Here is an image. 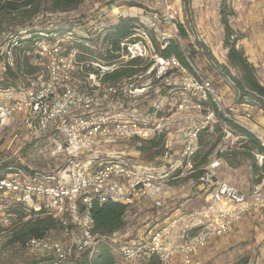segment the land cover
<instances>
[{
	"label": "rangeland",
	"instance_id": "374dc122",
	"mask_svg": "<svg viewBox=\"0 0 264 264\" xmlns=\"http://www.w3.org/2000/svg\"><path fill=\"white\" fill-rule=\"evenodd\" d=\"M189 1L191 10L188 13L185 11L187 4L184 0H85L69 12L42 13L33 21L34 27L30 28L46 33L61 30L71 33L63 36L57 33L45 38L43 44L48 49L47 55L54 56L52 60H56L57 64L52 62L47 66L48 63L42 60L43 56L40 54L42 43H38L31 55L32 74L21 75L19 80L7 74L6 64L12 63L14 58L7 46H0V166L9 167L0 171V178L20 172L21 177H37L49 182L51 178L57 179L73 163L82 165L92 161L94 169L114 158L123 157L132 163L135 160L156 169H168L180 159L178 155L173 157V152L166 147L171 138L169 134L176 136L178 130L183 134L187 130L202 126L208 112H213V104L184 90V81L193 75L162 65V59L153 56L151 41L147 35L142 33L143 43L130 47L129 53L131 57L143 55L150 61L155 60L158 72L156 77L146 79L140 86L136 85L139 89L133 90L129 83H122L115 86L113 89L116 93H112L110 87L102 86L95 75H90L87 79L81 76V80L74 83L71 81L75 75L73 73L81 67H91L95 72L111 69L100 62L91 65V61H84L78 66L76 60L79 61L82 56L77 44L81 43L92 49L94 55L90 58L103 54L106 49L105 36L119 23L121 17L134 18L137 23L153 32L160 44L176 39L188 51L189 46L195 45L197 41L204 42L208 44L214 58L220 64L227 65V49L223 45L225 32L220 17V8L224 1L229 10L236 13L229 17L235 35L244 46L249 43L253 47L255 56L246 55L245 51L244 53L248 59L254 61L257 78L264 86V28L261 23L264 10L261 0ZM154 15H158V21L153 27L151 20ZM240 16L241 19L237 21ZM238 23L243 24L244 31L236 27ZM178 24H182L187 30V39L178 36ZM5 36V33L0 35V43ZM22 36L29 37L25 33ZM238 46L242 48L239 43ZM66 50H71L70 56L61 58ZM198 52L192 64L196 77L200 76L209 81L218 92H227L226 102L222 107L227 117L222 111L219 112L257 138L259 132L255 125L259 122V115L264 117V109H261L259 100L249 98L241 101L231 79L207 55L202 51ZM37 55L42 59H37ZM129 59L125 57L122 61L127 62ZM167 72L169 75L166 78L159 79ZM231 73L235 77L239 76L235 70H231ZM4 82H14L16 87L6 89ZM81 88L87 91L81 93ZM87 101L89 108L85 107ZM198 103L202 104L201 111L194 108ZM62 106H67L68 114L59 113ZM246 106L250 107V119L246 118ZM51 113H57L56 122L47 131H40V122ZM133 118L141 120L143 124L147 122L148 128H154L155 118L169 120L170 124L162 126L161 133L156 137L164 136L158 148L142 147L137 142L111 145L97 142L96 145L85 147L80 153L71 156L56 151V143H64L69 130L84 136V128L91 124L98 123L113 129L121 120ZM216 119V123L200 134L199 161L208 155V166L221 159L223 166L217 170L218 178L231 182L245 192L251 191L258 178L253 174V164L256 162L259 167L264 166V161L262 165L260 162L262 154L245 148L247 141L241 134L217 116ZM81 122L85 125H81ZM120 152H125V156ZM160 152L162 155H159ZM169 184L180 186L184 183L179 179ZM194 193L189 202V212L208 206L207 191ZM3 200L0 202V264H61L50 253L34 252L8 244L12 221L16 218L13 211L17 212V202L13 197ZM175 203L180 208V201ZM52 217L59 220L64 229L52 230L47 239L64 246L72 245L79 238V233L71 218L59 215ZM132 220L136 222L132 224ZM151 220L148 219L146 223L138 218L127 221V228L138 227L144 230L140 237H135L132 233L124 234L123 237L119 234L110 237L111 241L107 245L111 248L114 264H160L156 258L127 262L119 254L121 246H133L147 241L149 232L156 225ZM147 225V228H143ZM82 258L65 264H84ZM192 259L193 264H264V211L247 218L232 234L216 239ZM175 261L176 264H184L182 258ZM90 262L89 264H94V260Z\"/></svg>",
	"mask_w": 264,
	"mask_h": 264
},
{
	"label": "built area",
	"instance_id": "2783aa9c",
	"mask_svg": "<svg viewBox=\"0 0 264 264\" xmlns=\"http://www.w3.org/2000/svg\"><path fill=\"white\" fill-rule=\"evenodd\" d=\"M157 19L158 15H154L151 20L153 27ZM262 21L264 24V14ZM44 45L42 43L40 54L48 56V49ZM161 64L187 72L174 58L161 60ZM183 87L200 100H210L227 117L222 110L224 99L209 81L193 76L184 81ZM113 88L110 91L116 93ZM85 107H90L88 101ZM194 108L201 111L202 104H195ZM249 108H246L247 119L252 117ZM59 113L68 114L67 106H62ZM57 117V113L49 114L40 122L39 130L47 131ZM154 121V128H148L147 122L143 124L137 118L121 120L113 129L94 123L84 128V136L69 130L65 142L56 143V151L71 156L80 153L85 147L96 145L97 142L106 145L137 142L141 146L142 143L156 138L161 133L162 126L170 124L164 118H155ZM216 122V114L208 112L202 126L183 132L182 155L168 169H156L141 161L134 160L132 163L126 158L118 157L94 169L92 161L82 165L73 163L57 179L51 178L49 182L37 177H21L19 172L0 178V202L13 197L17 203L24 204L29 210H44L50 216H69L79 233V238L69 246L48 239H32L28 243L29 250L50 253L63 264L78 259L84 253L93 256L100 244H107L111 239L94 232V223L90 216L92 201L98 199L100 203H104L112 200L124 204L128 209L150 201L161 208V196L166 185L196 172L195 156L199 150L200 134ZM81 125L85 124L81 122ZM257 139L264 149V136H258ZM263 161L264 153L260 156L261 165ZM222 166L221 159L210 163L203 168L204 174L198 179L203 191L208 192L207 207L166 221L162 226L151 230L145 242L121 246L120 256L127 262L156 258L160 264H176L175 260L182 258L184 264H193L192 258L199 251L206 249L216 239L232 234L247 218L261 214L264 211V178L251 191L245 192L218 178L217 170ZM175 173L179 174L175 176ZM81 207L85 210L81 211Z\"/></svg>",
	"mask_w": 264,
	"mask_h": 264
},
{
	"label": "trees",
	"instance_id": "16d2710c",
	"mask_svg": "<svg viewBox=\"0 0 264 264\" xmlns=\"http://www.w3.org/2000/svg\"><path fill=\"white\" fill-rule=\"evenodd\" d=\"M84 1L85 0H0V35L3 33L6 35L5 39L1 41L0 46H7L14 58L12 63L6 64L7 74L13 76L16 80H19L18 78L21 75H31V70H33L30 65V61L32 60L31 55L35 52L37 44L44 43L45 38H49L57 33L61 36L71 33L68 30L49 33L36 31L30 28L34 27L33 21L36 18L42 13L72 11L79 7ZM184 2L187 4L185 6V11L188 13L191 10L190 1L184 0ZM235 14L234 10H229L226 2L223 1L220 8V17L225 32L223 44L225 49L228 50L227 65L220 64L204 42L197 41L195 45L189 46L188 51H185L180 42L176 39H170L160 44L153 36V32L148 31L145 26L137 23L134 18L121 17L119 23L113 26L109 30V34L105 36L104 41L106 49L103 54L90 58V56L94 55L92 49L84 44H77V47L81 50L80 53L82 56L79 61L76 60L78 66L84 61H91V65H93L94 62H100L111 69L105 72H95L91 67H81V69L79 68L73 73L75 75L72 76L71 81L74 83L80 81L81 76L87 79L90 75H95L98 82L104 87L113 88L122 83H129L133 90L139 89L138 86H140L143 81L156 77L158 72L157 67H155V60L150 61L149 58L143 55L131 57L129 53L130 47L136 46L143 41L141 35L144 33L151 41V52L153 56L165 61L174 58L183 69L193 76H196L192 66L193 60L199 54L198 51H202L203 54L207 55V57L217 65L226 77L231 79L239 93L241 101L249 98L258 99L261 109H264V86L258 80L256 69L253 64L250 63L244 50L239 48V38L235 35L230 25L229 17L235 16ZM26 27H29V29H25ZM177 29L178 36L181 39L188 38V32L182 24H178ZM24 33L29 35V37L25 38L22 36ZM70 51L71 50H66L61 58L69 57ZM125 57L130 59L124 62L122 59H125ZM37 59L41 60L42 58L37 55ZM42 60H44L46 64L48 63L47 66L53 62L52 56H43ZM53 63L57 64L56 60H54ZM231 70L237 71L239 76H233ZM168 75L169 72L159 79L166 78ZM66 78V80H68V77ZM4 85L6 89L16 87L14 82H4ZM94 89L96 90L97 88L94 87ZM84 90L85 92L87 91L81 88L80 92L84 93ZM91 92H93V90ZM213 112L220 120L224 121L241 134L247 141L244 146L245 148H251L260 154L264 153V149L261 147L259 140L250 131L228 120L224 114L219 112L215 104H213ZM163 139L164 136L154 138L153 140L142 143L141 146H148V148L156 149ZM159 155H162V153L160 152ZM200 155L201 151L198 150L195 156L196 172L188 177V179L194 180L197 184H199L198 179L204 174L203 168L206 167L208 163V155H206L202 161H199ZM8 168L7 165L0 166V171ZM7 173L9 174L10 172ZM253 174L255 177H258L255 184L261 183L264 176V166L259 167L255 162L253 164ZM15 205H17V212L13 211V215H15L16 218L12 221L8 244H13L19 248H28L30 240L47 239L48 234L52 230L64 229L63 224L59 220L46 214L44 210L36 212L34 210H29L22 203H16ZM127 209V206L119 202L108 200L107 202L100 203L98 199H94L90 209V216L94 223V232L102 237H111L122 231L126 226L125 217ZM84 210V207H81V211ZM81 258L84 264H89L91 263L90 261L93 260L94 264H114L111 248L107 244H100L93 256H90L89 253H84L78 259L72 261H78L81 260ZM91 258L93 259L91 260Z\"/></svg>",
	"mask_w": 264,
	"mask_h": 264
},
{
	"label": "crops",
	"instance_id": "0c3cea01",
	"mask_svg": "<svg viewBox=\"0 0 264 264\" xmlns=\"http://www.w3.org/2000/svg\"><path fill=\"white\" fill-rule=\"evenodd\" d=\"M261 6L264 10V2L263 0H261ZM264 14V12H263ZM241 19V16L237 19V21H239ZM263 19V16H262ZM262 26L264 28V24L263 21L261 20ZM236 27L238 29H240L241 31H244V26L241 23H238L236 25ZM224 41V40H223ZM239 45H241L242 49L246 52V55L249 56H255V52L253 53V47L251 44L247 43L246 46H244L242 44V42L239 39ZM206 44V43H205ZM208 46V44H206ZM224 45V44H223ZM228 54V51L226 50V55ZM250 63H252L254 66L255 63L253 60H251L249 58ZM227 94V92H225ZM225 93H221L224 102H226V95ZM259 122L257 125H255V127L258 129L259 135L258 136H264V117H261V115H259ZM259 129H261L262 131H259ZM178 130L177 135L176 136H172V133L169 134L171 136L170 141H168L166 147L170 149V151L173 152L174 156L176 157L177 155L181 157L183 149H184V140H183V134H180ZM262 132V133H261ZM121 155L125 156V152L121 153ZM109 155V152H108ZM128 155V154H127ZM126 155V156H127ZM170 162V160H169ZM171 162H173L171 160ZM179 173H175V176L178 175ZM174 175V174H173ZM175 181V180H173ZM227 181V180H225ZM181 182L184 184H181L180 186H174L171 184L166 185V187L164 188V192L162 194V207H157L155 205V203L152 202H144L143 204L139 205V206H134L131 207L127 210V214L125 217V222H126V226L125 228L116 233L119 234L121 237H123L124 234H129L132 233V235L135 234V237H140L144 234V230L143 229H138V227H133L127 228V221L131 220V219H135L138 218L139 221H142V223H146L148 219H152V223H155L156 225H154V227L151 229H156L160 226H162L166 221L182 216L183 214H189L191 212L188 211L189 209V202L191 200V197H193V195L195 194L194 191H203L202 186H200L199 184H197L194 180L192 179H181ZM229 182V181H227ZM231 183V182H229ZM232 184V183H231ZM234 185V184H232ZM237 187V186H236ZM195 189V190H193ZM175 201H180V208H177L175 206ZM173 207V209H172ZM204 207V206H203ZM202 207V208H203ZM201 208V209H202ZM196 211V210H195ZM163 212V214H161ZM193 212V211H192ZM163 219V220H162ZM135 220H132L131 223L133 224ZM136 222V221H135ZM147 226L143 227V228H147Z\"/></svg>",
	"mask_w": 264,
	"mask_h": 264
}]
</instances>
